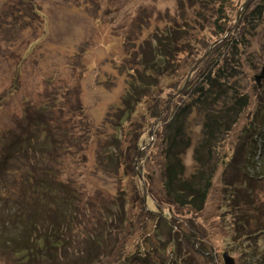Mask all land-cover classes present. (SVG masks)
I'll list each match as a JSON object with an SVG mask.
<instances>
[{
	"label": "rangeland",
	"instance_id": "rangeland-1",
	"mask_svg": "<svg viewBox=\"0 0 264 264\" xmlns=\"http://www.w3.org/2000/svg\"><path fill=\"white\" fill-rule=\"evenodd\" d=\"M217 1L0 0V232L16 237L22 232L8 215L20 204L35 215L36 229L60 222L61 209L47 208L32 193L38 195L37 183L24 180L29 173L61 200L68 181L84 206L72 225L53 236L46 232L55 247H33L34 264H225L224 252L235 264H256L251 249H264V181L251 176L264 168V79L258 87L254 77L264 62V28L238 22L245 10L249 18L259 0H229L222 6ZM219 18L227 22L222 36L214 23ZM168 37L175 51L171 68L148 75L143 60L167 57L171 49L152 48L157 38ZM222 41L225 79L215 73L224 63L216 62ZM140 67L139 76L151 87L131 77ZM203 90L207 97L201 104ZM128 92L132 96L124 103ZM242 94L247 107L212 143L217 153L211 164L217 170L204 206H169L161 191L166 138L176 134L178 143L188 144L185 151L178 147V155L190 176L205 114L224 111ZM46 104L65 150L43 151L35 159L19 126ZM139 157L148 210L133 168ZM45 168L51 176L43 174ZM233 187L237 198L229 196ZM154 213L163 218L151 217ZM170 220L178 222L174 231ZM193 231L199 249L208 254L186 243L185 234ZM18 257L0 242V264H19Z\"/></svg>",
	"mask_w": 264,
	"mask_h": 264
},
{
	"label": "trees",
	"instance_id": "trees-1",
	"mask_svg": "<svg viewBox=\"0 0 264 264\" xmlns=\"http://www.w3.org/2000/svg\"><path fill=\"white\" fill-rule=\"evenodd\" d=\"M227 1L229 0H219L217 2L219 3V6H222V4H225ZM25 7H29L30 15L35 14V12L30 7V5H27ZM198 12L199 10H196L195 13ZM240 21H245L248 24V26L251 27L252 29L258 26H263L264 28V0H259L256 3L254 9L252 10V14L249 16V18H248V14H246V10L245 12L244 11L241 12L238 16V22ZM214 23L216 24L215 27L219 29L218 34L220 36L224 35L226 33L224 26L226 28L227 22L223 24L221 18H219V20H215ZM170 33L167 32L166 34H170ZM155 35H157V33ZM156 44L157 45H155V47L152 48L155 51L158 50L167 51L169 49H171V51L169 50L170 52L167 54V57L163 56L160 58V55L158 54L159 58L155 62L153 61L148 62L143 60L142 67H144L148 75H149V71H154L155 73H157V75L158 74L161 75L163 71L166 73L171 68L170 66L171 65L170 63H172L171 54L175 52L172 51V47L174 46V43H172V39L168 37L164 41H160V39L157 38ZM183 44H186V46H188L187 48L188 51L193 50V47L187 42V40L184 41ZM223 44L224 41L220 42L217 45V48L221 49ZM223 52H224L223 50L222 52H219L221 56L216 58L217 60L216 62L220 63V61H222L224 63L222 65L220 64L217 65L215 73L217 75L218 73H221L223 75V79H225L224 71L227 69L228 65L226 64L227 56ZM221 57L222 60H220ZM140 69L142 68L141 67L136 68L134 71L135 74H132L131 77H136L137 79L141 80V82L144 83L143 85H149L148 87H151L150 83L147 84L145 83V81H148V79L144 80L139 76L140 73L139 71H141ZM261 69L262 67L260 68V72ZM259 74L255 75L254 77L255 82H256V77ZM208 80L209 77L203 83L205 84V86L207 85ZM215 80L216 79H213V81ZM211 85L213 86L214 84ZM259 86H261V84ZM199 90L201 89L199 88ZM200 95L202 96L201 98L199 97L201 104H204L207 94L203 90V92H201ZM131 96L132 93L128 92L126 96L123 97L124 103H128L127 99L131 98ZM247 105H248L247 96L243 94L237 95L236 104H233L231 107L224 109V111L220 110V112H216V113L212 112V114H205L206 120L203 129L204 138H203V142H201L199 146H197V148L194 150L195 168L193 170V174H191L190 176L186 175L185 165L182 157L179 156L180 149L178 148L181 145V147L185 151L187 149L188 144L182 143L183 142L182 139L179 140L180 142L178 143V141H176L177 140L176 134H174L172 138L171 137L166 138L167 140H169V142L167 143V146L163 147L164 149L162 150V154H161V157H163L165 160V165L163 167L165 173H162L164 181L162 184L161 191L163 193L164 199H166L169 206H175L177 210L179 207L185 208L186 206H192L195 210L202 209L206 200L208 199L212 175L214 173V170L215 171L217 170L216 163H214L213 165L211 164L213 158L212 154L217 153L215 149L216 147H214L212 143L217 139V135H220L223 132L225 133L230 129V127L236 122V120H238L237 117L242 112L243 107L246 108ZM118 109L122 112L121 108ZM52 110L53 109L49 107L48 104L44 105L43 107L41 106L35 109L36 115L33 118L21 123L19 126L21 135L23 136L22 140L23 142L26 143L27 149H30V151L27 152L28 154H30L31 158L36 159L41 152L44 151L45 153L46 152L48 153L51 151V149H55V148L61 151L65 150V146L62 148L60 144V141L61 143L64 141V138L60 136L61 129L58 123H54V121L51 119ZM175 121L176 119L172 118V122L174 123ZM122 124H123V119L119 124L120 130L123 129ZM180 128L181 127L179 126L178 130ZM63 135H65L64 132ZM55 136L57 138L56 140L54 139ZM30 140H32V143H30ZM52 146L54 148H52ZM203 149L206 150L207 162L205 159L203 160L202 157ZM135 160L136 161L135 163H133L134 164L133 168L135 170V174L137 175L136 178H137V183L139 185V190L140 192L143 193L142 200L145 201V207L148 210L150 208L148 207L147 204L148 199L147 196L145 195L147 190L145 188V180L139 163L141 159L139 157ZM249 160L250 159H248V161ZM222 162H224L223 159L221 160L220 164ZM43 174L51 176L50 171L47 168L43 169ZM34 175L36 174L29 173L26 177H24V180L27 182L35 181L37 183L36 191L38 195L34 192L32 193L35 194V196L41 201V203L44 206L50 208L51 204H53L54 207L57 206L58 208L61 209L60 210L61 216L60 218H58V221L60 220L59 222L60 224L56 223L53 224L52 226H46L45 230H43V225H41L40 226L41 230L36 229L35 227H33L35 226L34 225L35 215L29 211L27 205L20 204L16 211L10 212L8 215L13 214L11 218V222L13 224H20L22 226L21 227L22 232L18 234L17 237L14 236L13 234H9L7 236V234L10 233L7 231L0 232V242H2V244L6 245L7 247L11 248V250L15 252V255L17 254L19 255L18 257L19 264H34L33 260L36 259L37 257H35L34 255L33 247L38 246L39 249L37 250L39 251L45 248L55 247L54 245H51L53 243L52 241H50L48 234L53 236L56 230L57 231L60 229L63 230L64 225L66 223L67 225L68 224L72 225L74 223L75 216H78L79 213L81 212V209L84 208V206H82V196L80 191L76 187L70 185L68 181L65 183V187H64V188L68 187V189L63 193V197L61 200L60 196L54 194L53 191L48 187V184H43L42 182H40L39 179H36ZM247 175L249 176L247 172H244V177H246ZM256 175L257 177L251 176V178L254 180L256 178H259L261 179V181H264V168L261 171H259L258 174ZM233 190L232 188L228 190L229 196L237 198L239 193L236 190L234 191ZM250 193L251 191L248 192V194ZM49 202L51 203L49 204ZM153 215L161 216L158 213H154L151 214V217H153ZM161 218L163 217L161 216ZM170 222L172 227H169V229L170 231H174L173 227L176 228L178 222H176V224H174L172 220H170ZM241 225L242 224L239 223V226ZM241 229H245V226L242 225ZM37 230L40 231L39 235L36 236L35 239H32L31 237L32 233L36 232ZM251 232H253V230ZM198 237H199L198 233L194 231L185 234L186 243L196 252L197 250H200L202 251L201 252L202 254H208L204 252L202 249H199V247L201 246L200 243L201 240ZM259 250L260 251H258V249L256 248L251 249V253H254L252 255L253 261H255L256 264H264V249L263 250L259 249ZM174 254L175 251L172 252V256ZM176 259H180V256H174V261H176ZM45 264L48 263L45 261ZM89 264H96V263L90 262Z\"/></svg>",
	"mask_w": 264,
	"mask_h": 264
},
{
	"label": "water",
	"instance_id": "water-1",
	"mask_svg": "<svg viewBox=\"0 0 264 264\" xmlns=\"http://www.w3.org/2000/svg\"><path fill=\"white\" fill-rule=\"evenodd\" d=\"M262 79H264V63H263L260 74L256 77V83L258 86L260 85V81ZM222 258L225 264H235L233 258L228 254V252H224L222 255Z\"/></svg>",
	"mask_w": 264,
	"mask_h": 264
}]
</instances>
